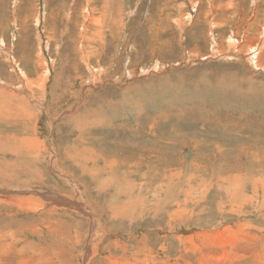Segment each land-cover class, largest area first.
Segmentation results:
<instances>
[{
    "label": "rangeland",
    "instance_id": "1",
    "mask_svg": "<svg viewBox=\"0 0 264 264\" xmlns=\"http://www.w3.org/2000/svg\"><path fill=\"white\" fill-rule=\"evenodd\" d=\"M0 112V264H264V0H0Z\"/></svg>",
    "mask_w": 264,
    "mask_h": 264
},
{
    "label": "bare ground",
    "instance_id": "2",
    "mask_svg": "<svg viewBox=\"0 0 264 264\" xmlns=\"http://www.w3.org/2000/svg\"><path fill=\"white\" fill-rule=\"evenodd\" d=\"M192 6H194V5H192ZM195 9V8H194ZM195 11V10H194ZM195 14V13H194ZM191 15L192 14H189V17H188V19L189 20H193V17H191ZM68 16V15H67ZM39 20V19H38ZM37 20V21H38ZM182 20V19H181ZM185 20V19H184ZM177 23V22H176ZM178 24V23H177ZM183 25V24H182ZM178 26V25H177ZM39 36V35H38ZM84 38V37H83ZM229 42L230 43H232L233 45L235 44V39H230L229 40ZM1 45H2V42H1ZM250 45V44H249ZM47 46H45V48H46ZM254 57H255V55H253L252 57H251V60H253L254 59ZM85 60H86V58H85ZM155 65H157L156 67H154ZM155 65H152L154 68H159V65H158V63L156 62L155 63ZM255 65H259L258 63H256ZM153 67H150V68H148V70H150V69H152ZM263 68V67H262ZM144 70V69H143ZM41 76V75H40ZM45 77V76H44ZM21 78V77H20ZM27 81L29 82V80H28V78H27ZM23 82V81H22ZM45 82V81H44ZM44 82H43V85H45L44 84ZM38 85V84H37ZM42 85V86H43ZM39 86V85H38ZM41 87V86H40ZM42 88V87H41ZM0 114H5V113H1L0 112ZM79 138V137H78ZM33 144H35V141H34V143ZM79 151V150H78ZM14 152V151H13ZM17 153L15 152V154H13V156H16L17 157ZM67 157L69 158V159H71V160H73V158H74V154L72 153V155L71 156H69V155H67ZM1 159V158H0ZM2 159H3V162L2 161H0V162H2V164H3V166H0V179L2 178V180L4 179V181L6 180V183L7 182H10V180L12 179V177L13 176H15L16 174L13 172V170L15 171V169H17V167H18V164H17V160H16V158L15 159H11V158H7V157H5V156H3L2 157ZM86 159V158H85ZM81 163H82V161H80ZM1 164V165H2ZM87 164V163H86ZM17 165V166H16ZM110 165V164H109ZM56 170L57 171H60L61 172V174L62 175H65L66 176V174H64L63 173V171H62V169L59 167V166H57V168H56ZM28 173L30 172V170H26ZM36 171H34V173H35ZM90 172V171H89ZM15 174V175H14ZM40 175V171L38 170V172H37V175L36 176H39ZM30 177L31 178H33L34 177V175H33V173H31V175H30ZM93 177V176H92ZM35 178V177H34ZM37 178V177H36ZM69 179V178H68ZM2 183V182H1ZM5 183V184H6ZM23 183V182H22ZM133 184V183H132ZM131 183H125V185H126V189H128L129 188V186H131L132 185ZM102 185H107V186H109V183L108 182H103L102 180H101V184L97 187V189L99 190V191H101L102 193H104V192H106L107 191V189H105V190H100V187H102ZM7 186V185H6ZM24 186V185H23ZM207 187V186H206ZM22 188V187H21ZM34 188H37V187H34ZM40 188V187H39ZM14 189V188H13ZM13 189H11V190H13ZM19 189V188H18ZM130 189H132V187L130 188ZM204 189V188H203ZM9 190V189H8ZM25 190V189H24ZM18 193H19V191L20 190H16ZM40 191V190H39ZM42 191H43V189H42ZM2 192V191H1ZM21 192V191H20ZM129 192V190H125L123 193L124 194H129L128 193ZM46 193V192H45ZM171 193H175L174 192V189L173 188H171V190H170V192H168V195H170ZM1 194V193H0ZM32 194H34V192L32 193ZM2 195H3V192H2ZM23 195V194H22ZM174 195V194H173ZM177 195V194H176ZM175 195V196H176ZM4 196L6 197V195H5V193H4ZM171 196V195H170ZM4 198V197H3ZM9 198V197H8ZM15 198V199H14ZM14 198H12L13 199V201H12V204L14 205V203H15V201H20V203L19 202H17L16 204H17V206L18 207H13L14 209H16V210H22L23 208L24 209H26V206H25V203L21 200V198H20V195L19 196H14ZM41 198V197H40ZM68 198V197H67ZM67 198H59L58 197V199H59V203L56 201V200H54V202H56L57 204H64V205H70L71 204V200H70V198L69 199H67ZM176 198V197H175ZM187 198V197H186ZM189 198V197H188ZM5 199V198H4ZM3 199V200H4ZM170 199V198H169ZM189 199H191V198H189ZM11 200V199H10ZM115 200V199H114ZM0 201H1V199H0ZM140 201H142V200H140ZM175 201V200H174ZM188 201V200H187ZM186 201V202H187ZM54 202H53V204H54ZM117 202V201H116ZM119 202V201H118ZM164 202H166V201H164ZM7 203H8V201H7ZM6 203V204H7ZM115 203V202H114ZM138 200L137 201H134V200H132V201H129L128 203H126V204H124V207L127 209V208H130L131 209V206L133 205V207L135 206H137L138 207ZM139 203H141V202H139ZM171 203V202H170ZM4 205H5V203H3ZM11 203L9 204V205H7V206H13ZM76 204V203H75ZM172 204V203H171ZM28 205V204H27ZM131 205V206H130ZM158 204H156V206H157ZM170 205V204H169ZM168 205V206H169ZM159 206H160V204L153 210V213H155V215L158 213V211H159ZM70 207V206H69ZM81 208H82V210L80 211L81 213H83V214H85L86 215V217H89V215H88V212H87V208H85L84 206H80ZM153 207V206H152ZM166 207H167V205H166ZM34 208V207H33ZM168 208V207H167ZM166 208V209H167ZM188 208H189V206H188ZM28 209V208H27ZM87 209V210H86ZM192 209V208H191ZM15 210V211H16ZM30 210H32V209H30ZM78 210V209H77ZM111 210H113V211H117L118 212V210H114V209H112V208H110V207H108V209L106 210V212H108V213H111L110 211ZM137 210H139V215L140 216H143V214L145 213L143 210H142V207H141V204H140V208L138 207L137 208ZM162 210V209H161ZM170 210V209H169ZM6 212V213H9V214H12V215H15V214H17L16 212ZM64 211V210H63ZM131 211H132V213L134 212V211H136V209L135 210H132L131 209ZM34 212H36V210H32V211H30V213H34ZM208 212V211H207ZM5 213V214H6ZM68 213V212H67ZM66 213V214H67ZM166 213V212H165ZM112 214V217L113 218H118L117 217V215L113 212V213H111ZM137 214H138V212H137ZM119 215V214H118ZM169 215H171V214H169ZM200 215V214H199ZM7 216V215H6ZM18 216V215H17ZM20 216V215H19ZM179 216H180V214H179ZM9 217H11V215H9ZM34 217V216H33ZM81 217V216H80ZM145 217V216H144ZM155 218V217H154ZM169 218H171V217H169ZM119 219V218H118ZM152 219H153V217H152ZM101 220V219H100ZM100 220H99V218H95V219H93L92 218V221L93 222H95L96 223V225H97V227H100ZM172 220V219H171ZM175 221V220H174ZM38 222H40V221H38ZM37 222V223H38ZM62 224V223H61ZM40 225V224H39ZM47 225V224H46ZM95 225V226H96ZM244 225V224H243ZM43 227H44V224H43ZM231 228V227H230ZM226 228V230H223V231H219V233H217L216 231V235H214L213 237V239H212V242H211V244L213 243V246H219V245H226V244H228L229 245V247H230V249H232V248H234V242H236L237 240H238V238L237 237H235V235H237L236 234V231L233 229V228ZM35 229V228H34ZM90 229V228H89ZM91 229H93V228H91ZM242 229H244L243 228V226H242ZM49 230V229H48ZM239 230H241V229H239ZM50 231V230H49ZM211 231V230H210ZM48 232V231H47ZM61 232V231H60ZM7 233V232H6ZM62 233V232H61ZM76 233V232H75ZM1 234V233H0ZM10 234V233H9ZM34 234V233H33ZM52 234V233H51ZM159 234V233H158ZM205 234V233H204ZM227 234H229L228 235V237H227ZM63 235H65V234H63ZM66 235H67V233H66ZM72 234H70V236H71ZM205 235H207V234H205ZM10 237V236H9ZM74 237V236H73ZM210 237V236H209ZM209 237H207V238H209ZM212 237V236H211ZM226 239H225V238ZM8 238V237H7ZM78 238V237H77ZM88 238H89V236H88ZM207 238H206V240H207ZM210 239V238H209ZM235 239H236V241H235ZM262 239V238H261ZM68 240V239H67ZM204 240V239H203ZM229 240V243L227 242ZM64 241V240H63ZM72 241H74L73 239H72ZM76 241V240H75ZM74 241V242H75ZM87 241H88V239H87ZM87 241H86V243H87ZM202 241V240H201ZM242 241V240H241ZM57 242V241H56ZM204 242H205V240H204ZM210 242V241H209ZM58 243H59V241H58ZM8 244V243H7ZM66 244V243H65ZM203 244V243H202ZM206 244V246L209 244H207V243H205ZM89 245H90V243H89ZM199 245H201V244H199ZM198 245V246H199ZM221 246H219V249H222L223 250V248L221 247ZM2 246L0 245V258L2 257V248H1ZM89 247V246H88ZM200 247V246H199ZM208 247H210V246H208ZM223 247H225V246H223ZM5 248V247H4ZM196 248H197V246H196ZM62 249H63V247H62ZM65 249H66V247H65ZM197 249H199V248H197ZM211 249H216V247L215 248H211ZM9 251V250H8ZM21 251V250H20ZM40 252V251H39ZM49 252V251H48ZM4 253V252H3ZM32 253V252H31ZM38 253V252H37ZM60 253V252H59ZM52 254H55V253H52ZM89 254V253H88ZM17 255V263L18 264H30V261H29V259H27V260H23V258H21V255L19 254V253H17L16 254ZM25 255V254H24ZM35 255V254H34ZM206 255V254H205ZM36 256V255H35ZM46 256V255H45ZM111 258H109V264H121L119 261H117L115 258H113L112 256H110ZM57 258V257H56ZM2 259H4V258H2ZM26 259V258H25ZM34 259V258H33ZM210 260V259H209ZM222 259H220V261H221ZM4 261V260H3ZM3 261H2V263L1 264H3ZM8 261V260H7ZM60 261V260H59ZM6 262V261H5ZM11 262V261H10ZM40 262H42V261H40ZM14 264V263H13ZM217 264V263H216Z\"/></svg>",
    "mask_w": 264,
    "mask_h": 264
}]
</instances>
